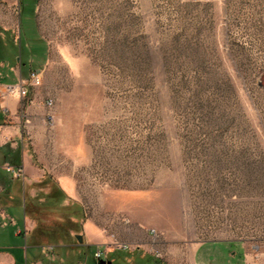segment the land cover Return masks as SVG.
I'll return each mask as SVG.
<instances>
[{"label": "rangeland", "instance_id": "rangeland-1", "mask_svg": "<svg viewBox=\"0 0 264 264\" xmlns=\"http://www.w3.org/2000/svg\"><path fill=\"white\" fill-rule=\"evenodd\" d=\"M37 1L0 24V97L40 75L9 96L35 164L64 193L40 181L24 195L19 181L23 197L6 198L14 226L26 203L55 250L29 264H99L116 241L163 260L220 240L264 263V0ZM96 226L107 244L78 241ZM117 249L124 264L132 252Z\"/></svg>", "mask_w": 264, "mask_h": 264}, {"label": "crops", "instance_id": "crops-1", "mask_svg": "<svg viewBox=\"0 0 264 264\" xmlns=\"http://www.w3.org/2000/svg\"><path fill=\"white\" fill-rule=\"evenodd\" d=\"M39 1L37 0H0V24L7 29L6 19L11 18L12 10L26 8H37ZM5 20V21H4ZM10 21V20H9ZM20 80V79H19ZM19 82V81H18ZM0 97V147L5 154L4 165L1 169L8 174L0 176V235L6 238V243H0V264H29V254H38L42 250V254H55L52 245L48 241L39 242L35 231L38 224L33 216L27 213L26 203L24 204V226H14L13 215L10 213L11 204L6 203L9 196L13 200H17L21 196L18 193L19 185L16 183L23 182L24 195L35 194V183L42 181L46 177L44 169L35 164L33 156L30 154L29 145L24 131V121L16 114L19 99H12L10 96ZM22 106V105H21ZM11 111L12 120L7 119V113ZM23 167L25 174L23 177H15L7 170L6 165ZM62 179V178H61ZM58 181L60 179L58 178ZM20 195V196H19ZM24 200V198H23ZM98 227V226H96ZM89 228V227H88ZM100 227L97 229H85L83 242L87 239L91 243L100 245L107 244ZM78 235V234H77ZM1 237V238H2ZM28 237L31 241L28 242ZM78 239V238H77ZM79 241V240H78ZM80 242V241H79ZM80 242V243H83ZM56 244H54L55 246ZM59 246H69L75 248L80 244L64 243ZM52 248V249H51ZM142 246L135 245L130 248L131 256L124 258V264H264L256 262L255 257L258 254H251L247 245L238 241H202L195 243H184L171 248H166V259L155 258L151 252L145 251L142 255ZM118 249L111 247L108 251L110 256L107 257L106 264H116L118 260L114 258ZM160 259V260H159ZM26 261V263H25ZM31 263L44 264L42 260L32 259ZM121 264V263H120Z\"/></svg>", "mask_w": 264, "mask_h": 264}, {"label": "built area", "instance_id": "built-area-1", "mask_svg": "<svg viewBox=\"0 0 264 264\" xmlns=\"http://www.w3.org/2000/svg\"><path fill=\"white\" fill-rule=\"evenodd\" d=\"M40 83H41L40 75L37 72L33 71L32 76H31V82H28L26 79H21L18 83H9L5 85V90L2 92V96L6 97L10 95V96H15V97L17 96L25 97L28 95L31 86H37ZM49 103L52 104L53 101H50ZM6 167H7V170L10 171L15 177H23L25 174L23 167H16L10 164L6 165ZM133 246L134 245L131 243H127V242L121 243V242L116 241L106 247V253H108L111 247L130 249ZM104 254L105 253L103 250H98L95 253L96 257L99 260L104 257ZM158 256H161V254L159 253Z\"/></svg>", "mask_w": 264, "mask_h": 264}, {"label": "trees", "instance_id": "trees-1", "mask_svg": "<svg viewBox=\"0 0 264 264\" xmlns=\"http://www.w3.org/2000/svg\"><path fill=\"white\" fill-rule=\"evenodd\" d=\"M42 183H44V184H46V185H51L52 186V190H54V194L56 195V196H59V200H62L63 199V197H64V193H63V191L60 189V188H58L57 187V185L55 184V180L51 177V176H46L45 177V179H43L42 181H41ZM58 200V201H59ZM57 202V201H56ZM55 203V202H54ZM53 208H59V207H56V206H53ZM62 210H65L66 212L67 211H70L69 213L71 214V210H69L70 209V207L68 208V207H60ZM26 210H27V213H28V206L26 205ZM29 214H30V212H29ZM66 214V213H65ZM70 214H68V215H70ZM76 215L78 216V213L76 212ZM83 215H85V214H83ZM66 217H67V214L65 215ZM80 216V215H79ZM63 227H65V225H63ZM38 228H39V225H38V227H37V230H38ZM80 229H78L77 231H79Z\"/></svg>", "mask_w": 264, "mask_h": 264}, {"label": "water", "instance_id": "water-1", "mask_svg": "<svg viewBox=\"0 0 264 264\" xmlns=\"http://www.w3.org/2000/svg\"><path fill=\"white\" fill-rule=\"evenodd\" d=\"M77 238H78V240L80 241V242H83V235L82 234H78L77 235ZM106 260H103V259H100L99 260V264H106Z\"/></svg>", "mask_w": 264, "mask_h": 264}]
</instances>
